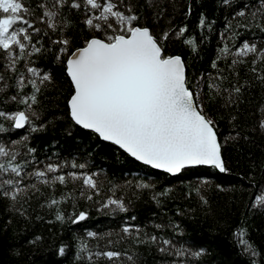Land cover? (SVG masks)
<instances>
[{
    "label": "snow or ice",
    "instance_id": "6c2138e0",
    "mask_svg": "<svg viewBox=\"0 0 264 264\" xmlns=\"http://www.w3.org/2000/svg\"><path fill=\"white\" fill-rule=\"evenodd\" d=\"M219 3L230 11L225 16L224 32L220 33L224 46L218 48L211 62L216 73L202 72L193 80L183 53L172 51L171 45L179 38L191 52H196L198 43L187 35L185 25L173 24L172 16L165 17L166 9L160 6V0H143V3L140 0H35L34 5L30 0H0V94H5L10 87L15 89L3 103L11 101L18 106L14 111L0 109V120L8 125L0 123V133L26 126L28 132L27 135L18 132L20 139L0 140V197L9 201V207L24 215L25 210L17 206L20 200L30 199V192L43 196L40 187L43 186L49 194L41 207L54 208L55 220L61 223L67 220L77 224L89 217L87 210H75L77 199L91 202L97 212L105 210L109 215L128 212L123 198L115 195L120 186L112 185L108 189L110 195L104 193L100 172L87 171L86 161L77 163L75 157L61 162H54L51 157L38 160L37 149L30 146L31 135L46 127L42 122L37 123L42 115L39 96L52 82L51 73L42 72L34 58L53 49L54 60L69 86L65 107L70 128L79 126L90 130L96 138L135 161L169 176L178 177L201 166L228 172L216 118L205 110V103L209 100L215 104L219 100L220 107L234 106L235 111L239 110L242 89L252 85L247 80L240 83L235 68L247 63L249 56L252 57L249 71L264 86V45L245 39L239 47L233 44V51L228 43L241 35L237 28H256L264 33V0H219ZM177 7L176 0H172L174 12ZM190 12L189 4L183 15L187 17ZM236 17L250 19L244 24L236 21L234 27ZM213 24L214 21L200 13L201 29L211 31ZM77 25H80V35L74 41L68 33ZM45 38L49 44L47 49ZM204 38L202 35L201 40ZM228 56L233 57L229 68L235 82L231 87L224 86L227 76L217 67V61ZM13 75L14 83L9 85L8 78ZM29 85L30 92H25ZM229 117L232 122L237 120L231 112ZM247 131L264 134V106L254 125L235 131V135L229 133L224 141H249ZM25 180L35 182L25 184ZM77 182H80L79 197L75 195V187L56 196L57 184L66 188L69 183ZM137 186L152 187L149 183ZM168 191L165 189L159 195L164 196ZM195 191L199 192V188ZM258 192L261 194L254 196L252 207H264V186ZM200 199L207 203L203 196ZM69 200L74 211L66 217L61 204ZM130 219L134 221L136 217ZM173 227L179 228V225ZM113 235L118 240L113 241ZM73 238L74 264H97L100 259L108 264H125V261L136 264L135 254H130L128 249L110 250L113 244L126 239L136 245H156L160 253L178 258L171 264H189V257L198 259L206 252L204 248L177 247L172 240L149 235L130 223H125L119 232L86 231V236L74 234ZM87 238L105 240L104 250L99 243L90 245ZM240 243L245 252L253 257L257 255L251 245L243 240ZM66 247L61 244L57 254L63 257Z\"/></svg>",
    "mask_w": 264,
    "mask_h": 264
},
{
    "label": "trees",
    "instance_id": "16d2710c",
    "mask_svg": "<svg viewBox=\"0 0 264 264\" xmlns=\"http://www.w3.org/2000/svg\"><path fill=\"white\" fill-rule=\"evenodd\" d=\"M30 2L35 4V0ZM140 3H143V0H140ZM176 3L178 7L174 12L172 0H160V6L166 9L165 17L172 16L173 24L185 25L187 35L195 38L198 49L191 52L177 38L171 45V50L183 53L189 65L191 79L195 80L202 72L211 71L215 74L216 70L211 68V62L215 60L218 48L224 46L220 33L224 32L225 16L230 9H226L219 0H176ZM189 4L191 12L185 17L183 13ZM200 13H204L209 21H214L211 31L200 28ZM72 18L75 19V16ZM249 19L236 17L233 26L235 27L236 21L244 24L248 23ZM79 27L80 25H77L76 29L68 33L73 36L74 41H78ZM236 30L241 35L234 41H228L229 47H233V44L239 47L245 39L250 43L264 45V33L259 29ZM202 35L205 37L203 40ZM55 38L53 36V39ZM44 46L45 49L49 47L47 38L44 40ZM54 55L55 49L34 58L36 66L40 67L42 72L51 73L52 82L42 89L39 96V110L42 115L37 123L42 122L46 127L31 135L30 146L37 149L35 155L38 160L43 161L51 157L52 161L61 162L75 157L77 163L86 161L87 171L100 172L99 179L103 181L104 193L110 195L108 189L112 185L120 186L116 188L115 195L123 198L128 205V212L111 215L105 214V210L97 212L91 202L77 199L75 210H87L89 217L77 224H71L67 220L61 223L55 220L54 208L50 210L47 206L41 207L49 194V190L43 186H40L43 196L30 192V199L25 197L20 200L17 206L25 210L24 215L13 211L9 207V201L0 197V264H74V234L86 236V231L115 233L119 232L125 223L138 225L149 235L170 239L177 247L183 245L192 250H206L198 259L189 257V264H252L253 261L255 264H264V207H252L254 196L261 194L258 189L264 186V134L259 131H247L245 134L250 137L249 141H224V137L229 133L235 135V131L254 125L260 118L261 106H264V86L249 71L252 66L251 56L246 58L247 63L238 64L235 68L239 82L247 80L252 85L242 89L243 97L239 110L235 111L234 106L227 109L220 107L222 101L219 100L215 104L209 100L205 103V110L216 118L223 158L229 171L220 173L208 166H201L173 177L142 165L110 143L99 140L89 130L79 126L70 128L65 107L69 86L64 83L61 67L55 62ZM232 59V56H228L226 60L217 61V67L227 76L225 87H231L235 82L229 68ZM8 75L5 73L6 77ZM14 80V75L9 77V85H12ZM30 90V85L24 89L25 92ZM14 91L15 89L10 87L5 94H0V109L16 110L18 106L14 102L3 103L6 96ZM230 112L237 116L236 121H230ZM0 123L8 126L6 121L0 120ZM18 132L27 135V126L22 130L13 129L9 133H0V140L20 139ZM32 182L35 181H24L25 184ZM140 183H149L152 187L140 188L137 186ZM79 184L80 182L75 185L69 183L66 188L57 184L56 196L75 187V195L79 197ZM197 187L199 192L195 191ZM165 189L170 191L160 196L159 193ZM153 196L157 199L154 200ZM201 196L207 203L201 201ZM61 210L66 217L72 213V201L62 203ZM132 216L136 217L134 221L130 219ZM155 225L163 227L156 228ZM174 225H179V228H174ZM87 239L90 245L99 243L101 250H104L105 240ZM111 239L116 241L118 237L113 235ZM240 240L251 245L257 255L253 257L250 252H245ZM61 244L67 246L63 257L57 254ZM125 249H128L130 254H135L136 264H171V261L178 259L160 253L156 245H136L130 239L120 240L118 244L110 247V250ZM97 264L108 262L100 259Z\"/></svg>",
    "mask_w": 264,
    "mask_h": 264
},
{
    "label": "water",
    "instance_id": "95a60500",
    "mask_svg": "<svg viewBox=\"0 0 264 264\" xmlns=\"http://www.w3.org/2000/svg\"><path fill=\"white\" fill-rule=\"evenodd\" d=\"M90 131V130H89ZM161 171V170H160Z\"/></svg>",
    "mask_w": 264,
    "mask_h": 264
}]
</instances>
